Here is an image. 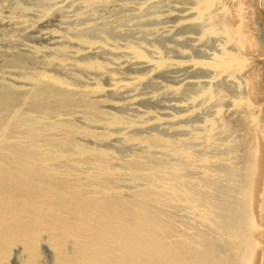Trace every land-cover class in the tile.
<instances>
[{
	"label": "bare ground",
	"instance_id": "1",
	"mask_svg": "<svg viewBox=\"0 0 264 264\" xmlns=\"http://www.w3.org/2000/svg\"><path fill=\"white\" fill-rule=\"evenodd\" d=\"M225 1L0 0V264L261 263Z\"/></svg>",
	"mask_w": 264,
	"mask_h": 264
},
{
	"label": "rangeland",
	"instance_id": "2",
	"mask_svg": "<svg viewBox=\"0 0 264 264\" xmlns=\"http://www.w3.org/2000/svg\"><path fill=\"white\" fill-rule=\"evenodd\" d=\"M219 2V0H216ZM226 9L229 19L234 23L239 20V7L242 8L241 15L244 23V35L242 38L243 51L241 57L236 53L237 58L243 68H252L249 76L245 78L246 96L250 103V109L256 115V122L263 128L262 144L260 153L262 156V184L258 187L257 197L258 207L257 220L262 232L261 263L264 264V12L262 18L259 17L256 0H226ZM262 9V8H261ZM263 10V9H262ZM236 43V42H235ZM233 42V44H235ZM239 44V45H240ZM237 45V44H235ZM238 45V46H239Z\"/></svg>",
	"mask_w": 264,
	"mask_h": 264
},
{
	"label": "water",
	"instance_id": "3",
	"mask_svg": "<svg viewBox=\"0 0 264 264\" xmlns=\"http://www.w3.org/2000/svg\"><path fill=\"white\" fill-rule=\"evenodd\" d=\"M264 1V0H263Z\"/></svg>",
	"mask_w": 264,
	"mask_h": 264
}]
</instances>
